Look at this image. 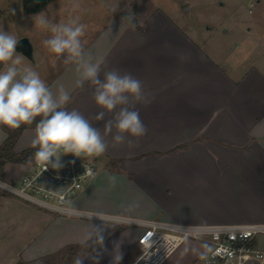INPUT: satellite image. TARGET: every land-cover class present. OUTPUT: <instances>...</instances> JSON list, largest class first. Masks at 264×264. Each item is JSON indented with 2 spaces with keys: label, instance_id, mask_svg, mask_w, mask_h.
Listing matches in <instances>:
<instances>
[{
  "label": "rangeland",
  "instance_id": "obj_1",
  "mask_svg": "<svg viewBox=\"0 0 264 264\" xmlns=\"http://www.w3.org/2000/svg\"><path fill=\"white\" fill-rule=\"evenodd\" d=\"M252 2H254L253 6H251ZM74 3L80 6L74 8ZM159 11L169 15L172 20L180 23L185 29H190L197 36L199 35L197 31L200 30L201 37L207 26L220 28L222 23L232 25L239 23L240 28H245L248 32V36L243 39L240 51L244 47L246 50L250 48L253 59L264 62V0L260 3L257 0H53L45 8L36 12L26 11L23 0H0V29L11 33L18 40L28 36L35 48V61L29 60L22 54L25 57L22 66L30 67L38 72L41 79L50 85L54 92L58 86L63 85L71 95L78 88L75 66L65 65L63 57L57 58L47 50L43 41L48 39L51 33L35 25L36 15L43 12L54 23H66L79 17V23L86 26L82 42L85 52L90 54L89 48L94 41L98 40V44L104 45L112 44L117 40L116 37L120 32L118 29L121 28L112 22L114 18L120 16L128 20V16H125L128 14L131 19L136 18L139 24L143 21V15L152 12L156 15ZM226 25L224 27L228 26ZM114 31L116 33L113 40L110 36ZM216 43H219L218 35L214 40V44ZM229 43L230 45L232 43L231 37L227 44ZM16 52L21 54L17 50ZM91 57H93L92 54ZM2 70L4 66L0 65V71ZM4 132L3 126H0L2 139L5 137ZM196 135L194 134L197 137L195 140H185L183 138H188L190 135L178 129L176 136H172L169 149L139 150L145 153L146 157L138 159L136 163L135 158L128 160L122 157L98 156L100 160L98 176L106 172L114 177L127 176L129 180L99 181L93 188L90 201L96 207L109 212L118 210L124 215H127L125 213L127 212L131 215L164 218L166 221L187 225L215 223L221 220H251L260 215L264 211V205L260 209L258 206L264 202V191L257 187L256 191L250 193L247 191V185L240 179H250L249 177H253L255 172L260 186L264 179V163L251 166L228 165L213 161L211 151H207L202 144H195L204 143L205 134ZM34 136L35 128L24 130L18 142V150L31 146ZM175 140L179 141L173 142ZM15 151L18 156H23L24 150L18 152L15 149ZM34 159L32 156L27 161L29 166ZM27 162L12 163L22 165ZM251 167L254 170L251 171ZM4 180L11 182L6 177ZM12 181L18 182L15 179ZM1 195L14 194L0 188ZM77 196L78 193L75 198ZM239 200L245 206L242 211L239 208ZM49 214L60 216L52 212ZM81 219L92 220L98 225H106L109 229L94 236L91 241L78 244L67 243L60 248L63 241L73 237L75 229L67 225L57 226V223H47L45 220L41 223L34 222L33 226L28 225L26 228L27 235L30 237L33 234L35 239L30 241L29 247L20 242H23L26 236L22 230H16L15 237L0 236V264H10L20 249L19 258L14 264L19 261L28 264H111L103 260L96 262L95 258H99L95 256L97 250H100L99 248L106 250L105 242L126 227L143 228L141 225H124L105 219ZM0 230L2 231L1 228ZM257 241L259 247L264 250V235H259ZM23 248L25 249L22 250ZM204 248L202 240L188 237L163 264H202ZM138 250L141 251V248ZM27 253L36 259H28ZM130 256L132 253L126 257Z\"/></svg>",
  "mask_w": 264,
  "mask_h": 264
},
{
  "label": "crops",
  "instance_id": "obj_2",
  "mask_svg": "<svg viewBox=\"0 0 264 264\" xmlns=\"http://www.w3.org/2000/svg\"><path fill=\"white\" fill-rule=\"evenodd\" d=\"M142 19L141 23H137L139 28L136 25L133 28L129 20L120 16L114 18L112 22L121 28L118 29L120 32L116 37L117 40L112 44L104 45L98 44L96 40L89 48L93 61L101 62V75L110 69L130 73L142 82L144 93V99L136 103L135 108L139 111L140 119L147 128L146 135L140 138L129 137L134 141V144L129 146L127 142L114 144L112 134H108L106 139L109 147L101 157H122L128 160L135 158L136 163L138 159L146 157V154L139 150L169 149L172 136H176L179 129L190 135L188 138H183L190 141L197 138L194 134H197L196 136L205 134L204 143L195 144H202L207 151H211L213 161L228 165L263 164L264 62L254 60L250 48L246 50L244 47L240 51L243 39L248 36L246 29L240 28L239 23L234 25L222 23L220 28L207 26L201 37L199 36L200 30L197 31L199 34L197 36L193 31L185 29L161 11L156 15L155 12L145 14ZM115 33L116 31L110 36L113 40ZM216 35L219 37V43L214 44ZM230 37L231 45L227 44ZM75 75L78 78V74ZM70 97V102L65 106L67 110H78L95 127L103 130L104 123L111 118V114H107L105 120L102 121L93 119L101 109L92 98V86L85 82L83 86H78ZM3 128L5 137L3 139L0 137V145L8 135V128L7 130L6 127L3 126ZM31 128L35 127L25 130ZM19 140L15 146L18 152L32 147L28 146L18 150ZM30 169L31 165L29 166L28 162L22 165L8 162L5 165L6 178L11 182L13 179L19 180ZM252 169L251 167L250 170ZM249 178L240 179L247 185L248 192L251 193L258 188L264 191V179L259 186L255 172L254 176ZM109 179L117 182L121 179L129 180L127 176L116 175L114 177L110 173L103 172L78 193L72 205L89 212L117 214L150 221H166L164 218L137 216L127 212H125L127 215H124L118 210L109 212L96 207L89 199L93 188L99 181ZM28 203L14 195L0 196V228L2 229L0 236L15 237L17 236L15 235L16 230H22L26 236L25 240L20 242L29 247L34 235L31 234L29 237L26 228L28 225L33 226L34 222L41 223L45 220L47 223L53 222L57 223V226L67 225L75 229L73 237L67 239L68 241H63L59 246L61 248L67 243L78 244L91 241L94 236L109 229L106 225H98L92 220L85 221L81 218L61 215L53 216L48 211ZM238 204L240 211L244 210L245 206L240 200ZM263 205L264 202L258 206V209ZM263 222L264 211L251 220H221L215 223L205 222L201 225ZM4 228L6 229L3 231ZM141 235V228L126 227L105 242L106 250L99 248L97 255L94 253L99 257L95 258L96 262L103 260L111 264H120L125 261L123 264H133L140 254L138 247ZM203 244L205 245L204 253L207 244L205 242ZM129 253H132V256L127 258ZM18 255L10 261V264L18 260ZM26 255L28 259H36L28 253Z\"/></svg>",
  "mask_w": 264,
  "mask_h": 264
},
{
  "label": "clouds",
  "instance_id": "obj_3",
  "mask_svg": "<svg viewBox=\"0 0 264 264\" xmlns=\"http://www.w3.org/2000/svg\"><path fill=\"white\" fill-rule=\"evenodd\" d=\"M79 6L73 4L74 8ZM34 22L51 33L43 41L47 50L57 58L63 57L65 65L75 66L77 85L87 82L92 86V98L101 109L93 119L105 120L107 114H111V118L101 130L78 110H67L69 92L63 85L54 92L38 72L22 66L25 57L16 52L18 39L0 29V65L4 66L0 71V126L14 130L40 117L31 146L36 149L35 161L44 170L49 165L53 169L60 168L63 155L80 158L103 155L109 147L108 134H112L114 144L127 142L129 146L134 144L129 137L146 135L147 128L135 108V104L144 99L142 82L118 69L104 71L101 75V62L93 61L85 52L82 37L86 26L79 23V17L66 23H54L41 12ZM131 26L135 28V24ZM87 171L93 175L91 170Z\"/></svg>",
  "mask_w": 264,
  "mask_h": 264
},
{
  "label": "built area",
  "instance_id": "obj_4",
  "mask_svg": "<svg viewBox=\"0 0 264 264\" xmlns=\"http://www.w3.org/2000/svg\"><path fill=\"white\" fill-rule=\"evenodd\" d=\"M253 5L254 2L251 3ZM60 163L62 166L58 169L49 165L44 170L34 159L31 169L18 182L0 179V188L59 215L143 226L139 237L141 251L133 264H163L191 236L207 244L202 264H264V250L257 241L259 235H264V222L187 225L80 210L72 205V201L84 185L98 176L100 160L98 157L80 158L67 154L61 156ZM87 170H91L93 175H89Z\"/></svg>",
  "mask_w": 264,
  "mask_h": 264
},
{
  "label": "trees",
  "instance_id": "obj_5",
  "mask_svg": "<svg viewBox=\"0 0 264 264\" xmlns=\"http://www.w3.org/2000/svg\"><path fill=\"white\" fill-rule=\"evenodd\" d=\"M125 16H128L127 19L132 24L138 26L136 18L130 20L128 14H125ZM39 119L40 117H37L32 124L22 125L18 129H14V130L8 129V136L5 139V141L0 145V179L4 180V178L6 177L5 165L9 161L20 162V163L27 162L32 156H34V152L36 151V149H34L33 147L25 149L22 154L23 156H18L15 151V146L20 136L22 135L23 131L29 127H36V124L39 122ZM16 264H28V263L19 261Z\"/></svg>",
  "mask_w": 264,
  "mask_h": 264
},
{
  "label": "water",
  "instance_id": "obj_6",
  "mask_svg": "<svg viewBox=\"0 0 264 264\" xmlns=\"http://www.w3.org/2000/svg\"><path fill=\"white\" fill-rule=\"evenodd\" d=\"M52 1L53 0H43L41 9L45 8ZM28 3H29L28 0H23V5H24V8H25L26 11H28V12H36L38 10H41V9H38V10L30 11L27 8ZM16 50L18 52H20L21 54H23L29 60L35 61V53H34L35 52V48H34L33 43L31 42V39L28 36L21 37L18 40V44L16 46ZM60 160H61V157H60Z\"/></svg>",
  "mask_w": 264,
  "mask_h": 264
},
{
  "label": "flooded vegetation",
  "instance_id": "obj_7",
  "mask_svg": "<svg viewBox=\"0 0 264 264\" xmlns=\"http://www.w3.org/2000/svg\"><path fill=\"white\" fill-rule=\"evenodd\" d=\"M28 6L27 8L30 10V11H33V10H38V9H41L42 8V2L43 0H28Z\"/></svg>",
  "mask_w": 264,
  "mask_h": 264
}]
</instances>
